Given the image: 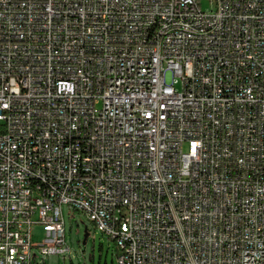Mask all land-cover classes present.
Instances as JSON below:
<instances>
[{"label":"built area","instance_id":"1","mask_svg":"<svg viewBox=\"0 0 264 264\" xmlns=\"http://www.w3.org/2000/svg\"><path fill=\"white\" fill-rule=\"evenodd\" d=\"M209 1L0 0V264L63 205L117 264H264V0Z\"/></svg>","mask_w":264,"mask_h":264},{"label":"rangeland","instance_id":"2","mask_svg":"<svg viewBox=\"0 0 264 264\" xmlns=\"http://www.w3.org/2000/svg\"><path fill=\"white\" fill-rule=\"evenodd\" d=\"M203 11L212 8L209 0H197ZM180 82L176 90H180ZM65 245L67 251L59 255H37L32 264H117L116 248L112 240L101 234L94 224L81 212L68 205L62 207ZM35 239L43 236L39 228H34ZM87 238L83 243L84 233Z\"/></svg>","mask_w":264,"mask_h":264},{"label":"water","instance_id":"3","mask_svg":"<svg viewBox=\"0 0 264 264\" xmlns=\"http://www.w3.org/2000/svg\"><path fill=\"white\" fill-rule=\"evenodd\" d=\"M87 238V232L84 233V236H83V243H85V239Z\"/></svg>","mask_w":264,"mask_h":264}]
</instances>
